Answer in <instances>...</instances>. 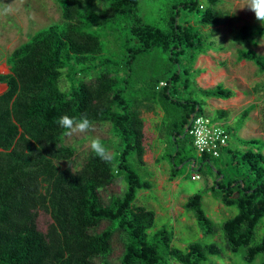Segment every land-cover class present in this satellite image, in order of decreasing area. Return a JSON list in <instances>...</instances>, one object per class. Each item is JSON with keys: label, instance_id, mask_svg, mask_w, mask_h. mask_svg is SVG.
<instances>
[{"label": "trees", "instance_id": "obj_1", "mask_svg": "<svg viewBox=\"0 0 264 264\" xmlns=\"http://www.w3.org/2000/svg\"><path fill=\"white\" fill-rule=\"evenodd\" d=\"M55 1L61 21L15 47L6 59L8 72H0V84L6 86L0 93V264H114L105 259L117 228L127 241L116 264H203L224 250L240 255L244 264L262 256L259 264H264V139L237 138L234 149L227 145L220 150L246 168L226 182L216 169L209 186L216 200L237 210L219 226L223 247L191 242L178 248L171 243L170 229L156 228L155 211L135 203L137 192L154 184L144 160L145 111L162 112L156 132L165 150L157 160L171 162L170 178L188 166L199 174L216 158L196 153L187 128L193 115L207 114L193 90L184 97L187 85L178 84L182 73L189 75L183 61L190 70L208 45L202 27L215 26L223 17L220 0H150L155 9L144 12L139 0ZM194 12L201 13L198 27L189 19ZM247 27L240 29L241 37L248 35ZM255 28L264 34V26ZM236 52L264 71V54L244 48ZM91 71L98 72L89 80L78 79ZM62 76L67 89L59 85ZM197 90L220 98L233 94L220 84ZM248 112L243 109L241 119ZM65 114L109 125L117 143L109 162L90 149L78 167L69 164L75 150L62 143L66 130L57 123ZM226 114L216 109L213 118ZM101 142L108 146L105 139ZM196 160L200 165H191ZM118 176L125 190L104 201L101 189ZM182 206L192 212L204 236L217 231L202 207L201 192L190 194ZM39 210L51 217L46 231L37 227ZM103 220L109 226L96 232Z\"/></svg>", "mask_w": 264, "mask_h": 264}, {"label": "rangeland", "instance_id": "obj_2", "mask_svg": "<svg viewBox=\"0 0 264 264\" xmlns=\"http://www.w3.org/2000/svg\"><path fill=\"white\" fill-rule=\"evenodd\" d=\"M139 2L143 12L145 8L149 11L151 9H155V5L150 0H139ZM199 2L206 4L207 0H199ZM240 2L241 0H220L218 3V10L223 14L220 22L212 27H202V32L207 37L206 42L214 40L226 47L224 55L226 54L228 58L216 55L215 62L219 64L228 62V60L233 61L238 69L241 65L234 60L236 59V56H238L236 52L238 48L253 49L259 54L264 53V34H258L255 28L256 26L264 25H261V23L255 19L254 13L247 9H236L235 14H233L234 8L238 6ZM194 13L195 14L189 16V19L191 23L198 27V21L201 13ZM61 19V11L55 0H0V72H8L9 68L6 64V59L15 47H17L20 43L27 41L34 32L45 28L52 23L59 22ZM243 26H248V35H246V37H241L239 34V31ZM107 46H112L111 41L107 43ZM206 49L207 47L205 46L202 51L205 52L207 51ZM215 51L219 52L220 50ZM247 65V67L242 66L241 68L244 70V75H249L248 77L251 80L250 84L253 88L252 91L258 95L257 99H259V104L264 106V72L258 71L257 66L254 65L253 62L247 63ZM191 67L192 68L189 70L188 63L183 61L182 68L186 69L189 72V75H184V73H182L181 83L178 84V86L181 87L187 85L182 90L184 97H189L188 92L193 90V98L199 99V97H201L199 90H197V86L200 87L201 85L197 79V71L199 70L195 68V62ZM237 68L234 67L235 70H237ZM97 72L98 71H91L83 77L79 76L78 79L89 80L96 75ZM192 77L195 78L194 83H184L186 78L192 79ZM59 81V85L62 89H67L69 87V83L64 76H62ZM218 84L231 89L230 87L224 86L222 82H218ZM234 86L237 89H241V87L247 88V86L241 83ZM4 89L5 87L0 84V93ZM241 110L238 112L237 119H235L231 124V129L233 130H229L231 137V144L229 147L231 149H234L238 145L237 138L264 139V107L259 112V120L255 123L259 133L251 132L248 134L249 132H243L245 128L243 121L245 119L243 120L239 117ZM212 118L213 117L211 116L210 119ZM94 125V129L90 132L71 137L64 134L62 137V143L75 150V155L69 162L73 168L78 167L85 159L88 151L90 150V140L92 137L98 136L101 139H105L111 153L117 146V143L115 142L116 139L110 132V128L107 123H94ZM148 135L149 133L145 129V144L147 149L146 158L148 160H152L153 150L150 148V142L147 141L149 138ZM239 147L244 149V146L242 145ZM164 150L165 147L163 146L160 154L161 156L163 155ZM261 151L264 153V149ZM238 159L239 158L236 160ZM236 160L231 163V156L227 153H223L216 158H212L210 163H206L201 167V178L196 180L191 179V170L184 167L181 169L180 174L177 175L179 183L178 187L171 190L168 187L167 180H165L166 178L162 180V176L169 174V170L172 167L170 162L166 159L164 161L166 166L159 171L161 176L158 175L155 177L154 190L151 189L149 193H141V190L138 191L135 203L146 204L155 211L156 228L166 226L172 231V245L185 249L191 242H213L223 247V233L219 226L225 219L234 215L237 210L234 206H225L216 200L212 196L209 186L216 179V169L221 170L220 177L218 178H220L222 182H226L233 176V174H241L242 172H245L246 168L242 165H236ZM57 162L59 165L67 164V161L65 160H57ZM161 181L163 183H161ZM158 185H160V187H158ZM123 186L125 188L123 178L118 176L111 186L106 189H101V196L103 200L108 201L112 194H121L123 192ZM195 192H201L202 207L206 214L218 227L214 234L204 236L197 225L192 212L185 210L182 206V203L186 200V198ZM36 222L39 230L46 231L48 224L51 222V217L45 211L39 210ZM108 226L109 223L106 220H103L95 228V231L100 232ZM126 241L125 233L121 229H115L111 239V252L105 260L114 264L118 263L125 252ZM261 259L262 256H258L251 264H259ZM95 261L98 262L101 260L96 259ZM210 262H214L216 264H244L240 255L233 254L225 250L219 255L210 256L207 261L203 262V264H209ZM169 264L180 263L171 260Z\"/></svg>", "mask_w": 264, "mask_h": 264}, {"label": "crops", "instance_id": "obj_3", "mask_svg": "<svg viewBox=\"0 0 264 264\" xmlns=\"http://www.w3.org/2000/svg\"><path fill=\"white\" fill-rule=\"evenodd\" d=\"M207 43H208V45L206 46L207 51L205 52L201 51L195 60V68L199 70L197 71V79L201 84L200 87L205 88V89H211L212 87L216 86L218 82H222L224 86L231 88V90L233 91V94L229 98H220V97H215V96H203L199 91L201 97H199L198 100L203 101V109L205 113L208 115V117L209 115H212L213 117L214 110L216 109L225 110L227 114L224 118L222 119L212 118V120L220 123L222 126H224L225 128H228L229 130H233L231 129L232 128L231 124L233 123L235 119H237L238 112L242 108L243 109L248 108L249 112L247 116L244 118L245 120L244 119H243L244 121L242 120L244 122L243 125L245 127L243 132H249L248 134H250L251 132L259 133L255 123L256 121L259 120V112L264 106L263 105L261 106L259 104V99H257L258 95L252 91L253 88L251 87V84H250L251 80L248 77L249 75L248 74L244 75V70L241 68L242 66L247 67L248 66L247 63H252L253 61L240 59L238 56H236V59L234 60L239 65H241L239 69L235 65V62L229 61L228 59H227L228 62L218 64L217 62H215V56L219 55L220 57H224V58L227 57L226 54L224 55L226 47L220 43L215 42L214 40H210ZM215 50L217 51L220 50V51L216 52ZM232 65L236 67L237 70H235ZM240 83L247 86V88L241 87V89H237L234 86ZM2 85L4 86V84ZM240 114H239V117H240ZM158 115H159V118H158ZM161 117H162V112L158 108L155 109L154 111H150V112L145 111L143 113L144 135H145V129H146L149 133L148 135L149 138L147 139V141L150 142L151 144L150 148L151 150H153V158L152 160H148L146 158L147 149H146V144H145L146 138L144 136V146H145L144 160L146 162V166L148 170L151 173L149 175V179L152 180L154 183L152 190H154V187H155V177L158 175L161 176V174H159V171L162 170L164 166H166L164 163L165 160H157L162 152V147H163V144L158 139V134L156 132V127L159 124ZM230 144H231V137L228 143V147ZM199 163L200 162L196 160V161H192L191 165L197 166V165H200ZM170 170H169V174H167L166 176H162V180L166 178L165 180H167L168 182L169 189L173 190L178 187L179 183H178L177 176L170 178L169 176ZM191 172H198V171H191ZM161 183L163 182L161 181ZM158 187H160V185H158ZM124 190L125 188L123 186V191ZM150 190H143V191L141 190L142 191L141 193H149Z\"/></svg>", "mask_w": 264, "mask_h": 264}, {"label": "built area", "instance_id": "obj_4", "mask_svg": "<svg viewBox=\"0 0 264 264\" xmlns=\"http://www.w3.org/2000/svg\"><path fill=\"white\" fill-rule=\"evenodd\" d=\"M161 85H164V83ZM187 132L198 155L206 153L210 156L218 157L220 156L221 148L227 146L230 140L229 133L220 123L202 114L191 117ZM199 178L200 175L198 173L191 175L192 180Z\"/></svg>", "mask_w": 264, "mask_h": 264}, {"label": "clouds", "instance_id": "obj_5", "mask_svg": "<svg viewBox=\"0 0 264 264\" xmlns=\"http://www.w3.org/2000/svg\"><path fill=\"white\" fill-rule=\"evenodd\" d=\"M236 9H247L253 12L255 19L258 20L261 25H264V0H241L239 5L234 8L233 14H235ZM57 123L61 128L66 130L65 135L69 137L90 132L95 127L94 123L86 115L75 118L65 114L58 119ZM90 149L96 156L105 162H109L112 159L110 148L102 144L101 138L98 136L91 138Z\"/></svg>", "mask_w": 264, "mask_h": 264}, {"label": "water", "instance_id": "obj_6", "mask_svg": "<svg viewBox=\"0 0 264 264\" xmlns=\"http://www.w3.org/2000/svg\"><path fill=\"white\" fill-rule=\"evenodd\" d=\"M5 86V85H4ZM5 88H6V86H5Z\"/></svg>", "mask_w": 264, "mask_h": 264}]
</instances>
